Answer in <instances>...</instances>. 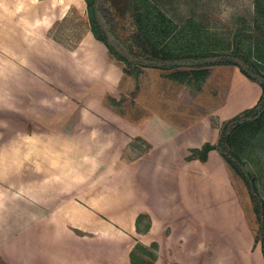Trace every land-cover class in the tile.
<instances>
[{"label": "rangeland", "instance_id": "obj_1", "mask_svg": "<svg viewBox=\"0 0 264 264\" xmlns=\"http://www.w3.org/2000/svg\"><path fill=\"white\" fill-rule=\"evenodd\" d=\"M255 1L172 8L222 52L264 36ZM168 77L127 73L84 0H0V264H130L132 251L153 264H264L243 181L226 162L207 174L186 160L259 86L230 65L198 89Z\"/></svg>", "mask_w": 264, "mask_h": 264}, {"label": "trees", "instance_id": "obj_2", "mask_svg": "<svg viewBox=\"0 0 264 264\" xmlns=\"http://www.w3.org/2000/svg\"><path fill=\"white\" fill-rule=\"evenodd\" d=\"M84 1L94 38L125 65L129 74L137 76L145 68L159 69L168 72L172 81L198 89L211 67L230 65L259 86L256 103L224 121L217 142H205L200 148L193 149L186 160L205 162L208 153L215 150L243 181L257 223L255 243H259L264 259V199L259 187L260 179L264 183V167L255 152L258 149L264 152V72L261 70L264 36L239 34L242 40H237L235 46L217 52L209 48L202 32L195 37L191 23L175 15L177 0ZM255 4L263 8L261 0H256ZM124 18L130 20L132 28L124 23L118 26ZM250 163H254L256 170ZM145 217V214H138L135 220L138 232L146 233L150 229V218L145 222L144 230L139 229V223ZM129 259L130 264H153L155 255L151 254L150 260H145L132 251Z\"/></svg>", "mask_w": 264, "mask_h": 264}, {"label": "crops", "instance_id": "obj_3", "mask_svg": "<svg viewBox=\"0 0 264 264\" xmlns=\"http://www.w3.org/2000/svg\"><path fill=\"white\" fill-rule=\"evenodd\" d=\"M105 47V46H104ZM106 49V47H105ZM107 50V49H106ZM207 141V140H205ZM204 141V143H205ZM209 142V141H207ZM203 142L200 143V145H197L195 147H199L202 144H204ZM210 161L215 162L216 166L218 165H222V163H225V161L223 160V158L215 151V150H211L208 155H207V160L205 162H199L197 160H191V162H197L199 167H201L202 170H204L207 174L211 173L212 168H211V164L209 163ZM190 162V161H189ZM227 164V163H226ZM228 165V164H227ZM229 166V165H228ZM214 172V171H213ZM70 223H72V225L76 226V222H74L75 220L70 219L69 220Z\"/></svg>", "mask_w": 264, "mask_h": 264}]
</instances>
